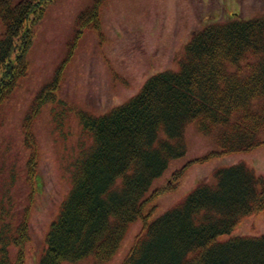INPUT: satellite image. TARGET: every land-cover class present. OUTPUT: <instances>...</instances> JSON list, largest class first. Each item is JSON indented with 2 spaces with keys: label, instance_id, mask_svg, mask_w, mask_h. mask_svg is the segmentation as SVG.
Returning <instances> with one entry per match:
<instances>
[{
  "label": "trees",
  "instance_id": "16d2710c",
  "mask_svg": "<svg viewBox=\"0 0 264 264\" xmlns=\"http://www.w3.org/2000/svg\"><path fill=\"white\" fill-rule=\"evenodd\" d=\"M53 1L19 0L7 11L2 6L0 105L27 73L35 26ZM35 112L24 123L27 160L22 163L21 149L11 143L1 146L0 264H25L22 249L14 259L10 246L23 248L29 238ZM194 120L214 136L221 153L264 144V15L209 23L194 32L178 69L155 73L137 94L104 114L81 117L91 143L74 160L72 187L52 222L40 264L90 254L99 262L111 258L128 224L142 214L153 180L186 153L185 128ZM1 130L0 117V137ZM214 176L147 222L123 264H264V233L218 238L243 215L264 211V174L239 161L220 166Z\"/></svg>",
  "mask_w": 264,
  "mask_h": 264
},
{
  "label": "rangeland",
  "instance_id": "374dc122",
  "mask_svg": "<svg viewBox=\"0 0 264 264\" xmlns=\"http://www.w3.org/2000/svg\"><path fill=\"white\" fill-rule=\"evenodd\" d=\"M18 1L4 0V11ZM92 5L97 17L79 25V14ZM235 13L244 19L264 14V0H54L46 7L27 53L28 71L0 105L4 117L0 151L2 145H18L23 162L31 153L25 146L24 119L37 103L32 131L39 151L38 173L30 237L24 242L25 264H40L47 233L71 188L80 143L89 141L80 116L104 114L138 93L154 73L178 69L195 31L215 20H230ZM185 142L186 153L172 159L152 182L147 193L152 196L143 209L148 221L182 200L199 182L213 181L219 166L244 160L264 173V144L219 153L213 135L202 132L196 121L187 124ZM178 169L181 172L175 176ZM163 185L169 186L166 191L153 194ZM144 220L140 215L128 225L110 259L99 262L90 254L63 264H123ZM262 233L264 211H258L242 216L231 232L219 238ZM19 249L18 244L10 246L12 258Z\"/></svg>",
  "mask_w": 264,
  "mask_h": 264
}]
</instances>
